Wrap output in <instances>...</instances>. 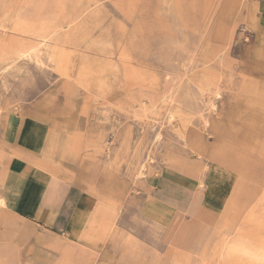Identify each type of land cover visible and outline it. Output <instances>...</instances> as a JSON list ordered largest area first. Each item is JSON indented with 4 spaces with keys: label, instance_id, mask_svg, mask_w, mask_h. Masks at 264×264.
Wrapping results in <instances>:
<instances>
[{
    "label": "rangeland",
    "instance_id": "374dc122",
    "mask_svg": "<svg viewBox=\"0 0 264 264\" xmlns=\"http://www.w3.org/2000/svg\"><path fill=\"white\" fill-rule=\"evenodd\" d=\"M14 117L46 123L57 179L104 192L89 236L13 211ZM212 165L219 215L140 213L162 167L203 187ZM233 241L264 256V0H0V264H244Z\"/></svg>",
    "mask_w": 264,
    "mask_h": 264
},
{
    "label": "crops",
    "instance_id": "0c3cea01",
    "mask_svg": "<svg viewBox=\"0 0 264 264\" xmlns=\"http://www.w3.org/2000/svg\"><path fill=\"white\" fill-rule=\"evenodd\" d=\"M9 130L23 154L10 165L4 182L5 196L13 211L40 227L65 232L73 240L89 236L101 210L94 209L105 200L104 192L86 188L81 179L65 182L54 176L48 160L49 128L41 119L14 117L9 121ZM223 190L219 171L213 165L205 172L203 187L197 184L195 173L162 167L148 184V191L140 197V213L149 221L167 227L186 215L189 218L196 217L199 212L219 215L231 194L228 191L226 195ZM109 221L100 226L102 231L106 230ZM223 243L217 247L220 255ZM229 243L224 255L228 259L224 262L232 261V258H242L246 261L244 264L248 263L247 259L264 261L263 255H252L238 243Z\"/></svg>",
    "mask_w": 264,
    "mask_h": 264
},
{
    "label": "bare ground",
    "instance_id": "6f19581e",
    "mask_svg": "<svg viewBox=\"0 0 264 264\" xmlns=\"http://www.w3.org/2000/svg\"><path fill=\"white\" fill-rule=\"evenodd\" d=\"M214 106H215V104H213ZM152 159V156H150L149 157V160H151ZM145 165V163L143 164V166ZM228 245H230V243L229 242H227V243H223L222 244V248H221V255L222 256H224V255H226V253H227V251H228Z\"/></svg>",
    "mask_w": 264,
    "mask_h": 264
}]
</instances>
